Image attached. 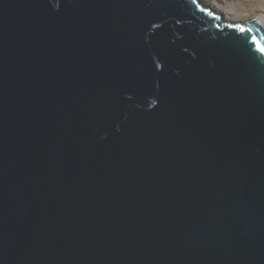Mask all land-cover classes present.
I'll return each mask as SVG.
<instances>
[{"label":"water","instance_id":"water-1","mask_svg":"<svg viewBox=\"0 0 264 264\" xmlns=\"http://www.w3.org/2000/svg\"><path fill=\"white\" fill-rule=\"evenodd\" d=\"M261 49L200 0H0V264H264Z\"/></svg>","mask_w":264,"mask_h":264},{"label":"rangeland","instance_id":"rangeland-1","mask_svg":"<svg viewBox=\"0 0 264 264\" xmlns=\"http://www.w3.org/2000/svg\"><path fill=\"white\" fill-rule=\"evenodd\" d=\"M204 5L226 16V20L235 23L264 16V0H200ZM225 18V17H224Z\"/></svg>","mask_w":264,"mask_h":264},{"label":"bare ground","instance_id":"bare-ground-1","mask_svg":"<svg viewBox=\"0 0 264 264\" xmlns=\"http://www.w3.org/2000/svg\"><path fill=\"white\" fill-rule=\"evenodd\" d=\"M222 19L226 20V16L223 15ZM254 19H256L260 23V25L264 28V16H257Z\"/></svg>","mask_w":264,"mask_h":264},{"label":"snow or ice","instance_id":"snow-or-ice-1","mask_svg":"<svg viewBox=\"0 0 264 264\" xmlns=\"http://www.w3.org/2000/svg\"><path fill=\"white\" fill-rule=\"evenodd\" d=\"M262 51H264V49H261Z\"/></svg>","mask_w":264,"mask_h":264}]
</instances>
